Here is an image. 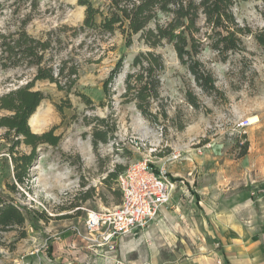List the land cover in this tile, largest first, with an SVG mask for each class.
<instances>
[{
  "label": "rangeland",
  "instance_id": "rangeland-1",
  "mask_svg": "<svg viewBox=\"0 0 264 264\" xmlns=\"http://www.w3.org/2000/svg\"><path fill=\"white\" fill-rule=\"evenodd\" d=\"M16 1L6 2L7 10L0 11V32L16 31L21 20L29 15L27 32L44 38L51 31L57 35L63 26L78 28L85 18V8L78 5V0H40L35 9L30 0L17 5ZM90 1L96 7L108 3ZM234 2L233 11L241 25L254 32L264 28V0ZM200 25L203 26V19ZM73 34L76 33L69 30L62 35L63 49L55 54L56 63L67 60L68 67H79L73 93L66 95L48 81L36 82L34 90L43 92L46 99L34 113L41 119L34 126L29 124L37 134L57 127L55 133L61 141L57 147L38 148L30 178L18 185L15 193L6 187L7 182L14 181L9 142L0 137V190L10 195L30 218L34 211L45 212L52 218L47 224L36 223L37 229L27 223L24 239V229L17 227L0 233V264H60L55 262L58 257L53 256L52 243L74 226H81L90 212L115 209L122 200V194L117 193L118 182L104 180L116 166L125 168L121 175L141 161H147L156 170L166 168L175 184L171 201L164 207L173 213L174 220H160V227L151 232L152 240L146 241L147 247L153 246L162 260L182 258L189 251L221 252L218 241L212 237L213 225L203 216L193 192L202 194L205 190L208 199L217 202L218 209L233 210L232 214L244 226L252 227L253 216L264 225V49L253 36L244 38L245 51L230 54L225 62L209 48L199 55L216 79L219 92L212 94L199 88L172 46L158 48L165 60V71L161 75L162 107L156 104L154 111L165 110L168 120L161 116L154 123L138 111L135 103H125L122 98L133 59L149 50L139 37L135 36L133 44L127 46L119 32L102 37L87 32L75 37ZM120 60L123 73L105 94L104 82ZM35 73V69L25 67L0 68V96L25 85ZM77 94L86 95L93 103L86 105ZM192 98L196 105L191 103ZM58 105L64 107L63 115ZM4 115L8 113L0 109V117ZM252 117H256L255 123L239 128L241 121H250ZM98 119H105V125L114 133L108 143L94 147V131L102 129ZM4 133L0 129V136ZM18 150L30 153L24 145ZM85 196L90 197L85 201ZM255 229L257 234L259 227ZM218 230L222 232V228ZM136 240L133 235L125 237L128 258L134 257L133 250L139 242ZM95 247L99 256L92 254L88 264H117L121 260V242L114 243L112 248ZM75 261L78 262L72 256L68 258L69 264Z\"/></svg>",
  "mask_w": 264,
  "mask_h": 264
},
{
  "label": "trees",
  "instance_id": "trees-1",
  "mask_svg": "<svg viewBox=\"0 0 264 264\" xmlns=\"http://www.w3.org/2000/svg\"><path fill=\"white\" fill-rule=\"evenodd\" d=\"M10 0H0V11L4 13ZM29 0H17L26 4ZM40 0H30L32 8L39 7ZM78 5L85 8L83 24L78 28L63 26L48 32L44 38L30 35L26 27L31 21L28 15L14 32H0V68L2 70L29 68L35 69L34 77L25 85L16 87L0 96V109L8 113L0 117V129L5 133L0 136L9 142L8 155L13 167V182H7L10 193L17 191V186L24 185L30 178V170L38 158V148L42 145L57 147L61 136L57 135V127L42 134L31 131L29 120L40 104L46 99L43 92L34 90L36 82L48 81L56 84L66 95L73 93L79 79V67L68 61L55 62V54L63 49L62 35L73 30L76 34L87 32L95 36H112L121 33L126 45L133 44L138 36L149 50L135 56L130 71L126 74L122 95L125 103H135L138 111L148 120L159 122L162 116L168 120L165 110L154 111V107H162L161 75L165 71V60L158 48L166 45L173 47L179 61L186 66L196 84L207 94L218 93L216 79L209 68L199 59L203 50L209 48L223 62L230 54L245 51L244 38L253 36L264 49V28L254 32L251 27L241 25L234 14V0H108L104 7H96L90 0H78ZM18 9L14 10L16 13ZM203 19V26L200 21ZM96 40V39H95ZM59 49V50H58ZM124 64L120 60L104 82V92L108 94L115 80L123 73ZM82 97L86 105L92 100L86 95ZM191 103L196 105L195 98ZM63 115L64 107L57 106ZM68 107H71L69 102ZM101 128L93 134V145L106 144L112 139L113 131L101 119ZM30 148V153H21L20 146ZM125 168L116 166L110 172L105 183L117 180ZM121 196V192H117ZM88 194V192L86 193ZM90 196H85L84 200ZM121 203V202H120ZM120 205V204H119ZM52 220L45 212L34 211L30 218L22 208L15 205L10 195L0 190V233L15 227L24 229L21 238L27 236L25 226L30 223L37 229L36 223H48ZM50 249V248H49Z\"/></svg>",
  "mask_w": 264,
  "mask_h": 264
},
{
  "label": "crops",
  "instance_id": "crops-1",
  "mask_svg": "<svg viewBox=\"0 0 264 264\" xmlns=\"http://www.w3.org/2000/svg\"><path fill=\"white\" fill-rule=\"evenodd\" d=\"M193 195L197 198V204L200 205V210L208 224L213 225L212 237L218 241L222 255L216 250L208 253L189 251L182 258L173 257L162 260L157 253H154L153 246L147 247L146 241L152 240L151 232L154 228L160 227V220H174L173 213L169 209L163 208L147 230H137L129 235H133L135 239L139 240V242L136 240V249L133 250L134 257L128 258L129 252L125 238L117 241L118 243L121 242L120 251L122 253L121 260L117 262L123 264H264V225L262 223L260 224L253 216L252 227L244 226L239 222L236 215L232 214L233 210L222 207L218 209L217 202L209 200L205 190H202V194L193 192ZM177 210L179 211V208ZM255 226L259 227L257 234H255ZM75 228L80 230L81 236L77 234ZM219 228H222V232L218 230ZM85 236H87V232L83 223L81 226H74L71 231L57 237L52 243L53 256L57 255L58 257L55 262L69 264L68 258L72 256V260L78 261L73 264H88L91 262L92 254L95 253L99 256V250L95 249L97 245L86 239ZM148 249H151L152 253L149 254Z\"/></svg>",
  "mask_w": 264,
  "mask_h": 264
},
{
  "label": "built area",
  "instance_id": "built-area-1",
  "mask_svg": "<svg viewBox=\"0 0 264 264\" xmlns=\"http://www.w3.org/2000/svg\"><path fill=\"white\" fill-rule=\"evenodd\" d=\"M248 126V119L239 123L240 129ZM117 182L122 194L120 205L113 210L90 212L84 221L85 238L98 247L112 248L118 240L145 229L169 204L175 189L166 168L153 169L147 161L131 165L118 176ZM75 231L81 236L80 230Z\"/></svg>",
  "mask_w": 264,
  "mask_h": 264
},
{
  "label": "bare ground",
  "instance_id": "bare-ground-1",
  "mask_svg": "<svg viewBox=\"0 0 264 264\" xmlns=\"http://www.w3.org/2000/svg\"><path fill=\"white\" fill-rule=\"evenodd\" d=\"M45 118V117H44ZM39 119H41L40 117L37 119V117H36V114H33L32 115V117L30 118V120H29V124L30 125H33V123L36 121V120H39ZM46 119V118H45ZM256 117H252L251 119H250V121H249V123H250V125L251 124H253V123H255L256 122ZM40 121H43V120H40ZM45 123H46V121H45ZM35 124V123H34ZM44 124V123H43ZM34 126V125H33Z\"/></svg>",
  "mask_w": 264,
  "mask_h": 264
}]
</instances>
